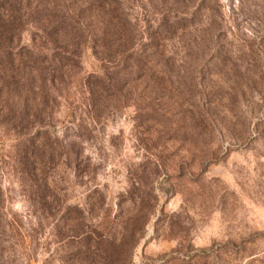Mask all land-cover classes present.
<instances>
[{
    "label": "rangeland",
    "instance_id": "1",
    "mask_svg": "<svg viewBox=\"0 0 264 264\" xmlns=\"http://www.w3.org/2000/svg\"><path fill=\"white\" fill-rule=\"evenodd\" d=\"M124 4L135 45L158 12L170 39L132 70L125 46L111 95L87 87L112 64L86 41L36 128L8 83L16 70L24 82L17 53L44 33L25 28L13 71L0 65V264H264V0ZM29 137L54 197L16 163Z\"/></svg>",
    "mask_w": 264,
    "mask_h": 264
},
{
    "label": "trees",
    "instance_id": "2",
    "mask_svg": "<svg viewBox=\"0 0 264 264\" xmlns=\"http://www.w3.org/2000/svg\"><path fill=\"white\" fill-rule=\"evenodd\" d=\"M124 2L125 0H0V65L6 62L9 64L8 69L13 71L10 54L13 46L20 47L25 28L44 33V42L39 48L34 46L36 43L32 38L25 47H20L23 48L22 52L17 53L24 66L21 69L24 82L20 84L15 79L18 74L16 70L12 72L14 75L8 83L12 90L22 89L26 93L28 125L38 120L36 128L45 126L41 125L44 122L41 114L45 116L44 111L62 97L59 86L64 82L63 76L70 74V66L78 65V47L84 46L86 41L91 43L93 53L100 56L98 58L101 63L112 64L110 67L105 66L104 71L90 75L88 78L91 81L87 87L89 90H98L109 95L113 93V89L120 87L111 78L115 80L118 79L116 74H126L116 67L119 65L116 61L125 46L129 47L127 58L132 60V65L124 64L123 68L129 70L134 69L135 65L152 63L158 55L162 57V42L169 38L168 26L172 21L160 12L157 16H152L155 27H147L145 43L136 42L137 46L133 32L137 27L136 18L130 17L125 11ZM49 47L52 50L50 60L46 53ZM124 58L125 56L123 60ZM35 97L37 101L33 104ZM29 139L31 138L26 139L19 148L16 163L23 167L22 172L28 174L32 190L39 191L38 181H41L48 193L54 183L48 185L47 178L51 174L46 166L49 163L44 155V145L33 140L28 141ZM52 146L53 143L48 147L52 149ZM47 155L52 157V151H48ZM50 195L54 197L53 192ZM50 195H43V202L49 206ZM1 201L0 185V234L5 233L8 228Z\"/></svg>",
    "mask_w": 264,
    "mask_h": 264
}]
</instances>
